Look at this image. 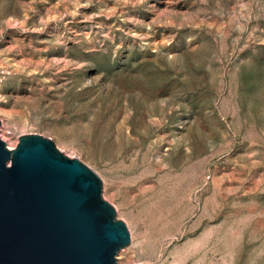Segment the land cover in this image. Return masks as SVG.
Segmentation results:
<instances>
[{
    "label": "rangeland",
    "instance_id": "obj_1",
    "mask_svg": "<svg viewBox=\"0 0 264 264\" xmlns=\"http://www.w3.org/2000/svg\"><path fill=\"white\" fill-rule=\"evenodd\" d=\"M28 134L99 177L116 264H264V0H0V139Z\"/></svg>",
    "mask_w": 264,
    "mask_h": 264
},
{
    "label": "water",
    "instance_id": "obj_2",
    "mask_svg": "<svg viewBox=\"0 0 264 264\" xmlns=\"http://www.w3.org/2000/svg\"><path fill=\"white\" fill-rule=\"evenodd\" d=\"M129 242L90 168L38 134L0 139V264H116Z\"/></svg>",
    "mask_w": 264,
    "mask_h": 264
},
{
    "label": "bare ground",
    "instance_id": "obj_3",
    "mask_svg": "<svg viewBox=\"0 0 264 264\" xmlns=\"http://www.w3.org/2000/svg\"><path fill=\"white\" fill-rule=\"evenodd\" d=\"M10 150H12L13 148H9Z\"/></svg>",
    "mask_w": 264,
    "mask_h": 264
}]
</instances>
